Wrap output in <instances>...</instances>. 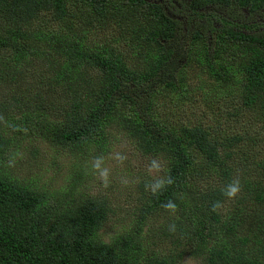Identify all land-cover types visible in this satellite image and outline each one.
<instances>
[{"label": "trees", "instance_id": "trees-1", "mask_svg": "<svg viewBox=\"0 0 264 264\" xmlns=\"http://www.w3.org/2000/svg\"><path fill=\"white\" fill-rule=\"evenodd\" d=\"M71 1L0 0V85L29 80L37 86L33 101L24 96L23 109L17 106L18 118H6L8 136L0 126V264H181L186 255L199 264H264V153L241 147L242 135L215 138L201 125L157 122L150 107L157 88L177 71L175 51L182 48L174 51L170 41L180 33L168 4L180 1L187 16L215 33L211 59L204 35L194 37L207 75L244 107L264 113V34L253 32L255 23L203 14L209 7L237 8L264 20V0H79L75 12L81 20H138L131 44L141 55L131 64L106 45L86 49L73 35L34 23L41 11L59 20ZM42 90L54 94L49 111L63 100L55 107L57 118L40 106ZM117 135H125L140 155L161 157L166 163L160 180L170 176L173 183L156 194L143 188L133 226L102 240L110 207L81 190L82 164L90 148L100 156ZM29 138L77 156L64 184L46 189L7 171L5 162ZM237 179L241 191L230 199L233 209L212 211L214 202L228 199L222 190ZM168 200L175 212L163 206ZM159 213L168 215L157 228L171 248L155 254L146 252L152 248L145 227L147 216Z\"/></svg>", "mask_w": 264, "mask_h": 264}, {"label": "rangeland", "instance_id": "rangeland-1", "mask_svg": "<svg viewBox=\"0 0 264 264\" xmlns=\"http://www.w3.org/2000/svg\"><path fill=\"white\" fill-rule=\"evenodd\" d=\"M180 1L168 4V12L178 22L177 39L170 41V46L182 48L180 52L175 51L179 56L177 71L174 77H166L165 82L157 88V92L152 98L151 113L157 122L165 121L170 125L178 126H203L210 130V134L215 138H223L234 135H242L241 147L246 151L253 150L260 154L264 153V113L259 109L244 107L233 93L219 86L215 79L207 75V69L199 63L197 57L202 54L194 47L195 32L204 35L207 47V57L211 56L214 32L206 26V23H198L195 15L187 16L184 8H181ZM80 5L79 0L66 3V11L59 20H55L48 12L41 11L34 23L43 28L50 29L55 33L71 34L86 49H96L99 45H106L115 53L131 64L136 60L139 50L133 44L132 29L136 30L138 20L133 17H125L120 21L109 17L101 16L97 21L81 20L75 12V6ZM74 9V10H73ZM237 8H216L209 7L203 14L205 16H215L220 14L223 18L238 24L255 23L257 29L253 32L264 34V20L257 16L249 18L247 13ZM201 13V12H200ZM202 14V13H201ZM203 19V18H202ZM215 27H219L216 23ZM139 44V42H135ZM143 44V43H142ZM160 44L165 45L164 41ZM191 52L188 58L187 52ZM198 52V53H197ZM197 53V54H196ZM3 57L0 53V59ZM227 58V57H226ZM206 69V70H205ZM184 77V81L180 79ZM20 85V87H15ZM0 126L8 136L9 123H5L6 118L17 119L19 110L23 109L22 98L28 96L33 101L32 89L37 88L34 82L26 84H15L4 82L0 85ZM195 86H199L197 91ZM31 91V92H30ZM216 91V94H215ZM42 100L40 106L48 113L54 112L56 118L59 112L55 107L61 108L64 102L58 100L53 106L54 94L50 90H42ZM36 103L37 101L34 100ZM137 107V105H136ZM135 107V111H136ZM118 136V135H117ZM113 141L109 150L100 156L93 155V149L85 153L86 158L82 166L85 175L82 177L80 188L83 192L104 198L109 207L110 213L100 230V238L106 240L109 235L118 231H124L133 226L137 218V209L142 204L140 200L142 190L149 184L160 180L165 168V161L161 157H144L135 151V146L125 135H119ZM249 138L253 141L248 140ZM18 148L16 157L5 162V167L15 177L24 181L32 180L35 184L46 189H52L65 183L69 178L72 166L77 160V156L69 155L65 150L53 146L46 141L36 138L23 140ZM250 153V152H249ZM126 157L122 162L116 159V155ZM240 156L239 154H236ZM97 157L103 158L102 167L109 171L108 184L105 186L100 179L99 173L93 170L92 164ZM155 159L160 164V170L150 171V165ZM78 164V163H76ZM69 174V175H68ZM126 182V183H125ZM219 208L220 212L226 213L233 209L232 200L226 199ZM248 205V201L246 202ZM166 213L147 216L146 221L149 228L146 232V242H149L151 252L159 254L171 248L168 238H162L160 230L157 228L167 219ZM181 264H199L198 261L189 256H185Z\"/></svg>", "mask_w": 264, "mask_h": 264}, {"label": "clouds", "instance_id": "clouds-1", "mask_svg": "<svg viewBox=\"0 0 264 264\" xmlns=\"http://www.w3.org/2000/svg\"><path fill=\"white\" fill-rule=\"evenodd\" d=\"M116 159L118 161L122 162L124 159H126V157L117 154ZM103 163H104L103 158L97 157L94 160L92 167H93L94 171L99 173L100 179L104 182L105 186H107L109 171L107 168L102 167ZM149 170L150 171L155 170L158 172L160 170V164L155 159H153ZM172 183H173V181H172L171 177L169 176L166 181L165 180H156L154 183L149 184L146 187L150 188L151 191L153 192V194H156L158 191L163 189L165 184L170 185ZM240 191H241V186H240L239 180L237 179V180H233L232 182L227 184L226 187L222 190V194L225 197H227L228 199H234L238 196ZM163 206L165 207V209L170 210L172 212L176 211V204L172 200H168ZM221 206L222 205H221L220 201L214 202L212 205V211H216ZM174 229H175V225H171L170 230H174Z\"/></svg>", "mask_w": 264, "mask_h": 264}]
</instances>
